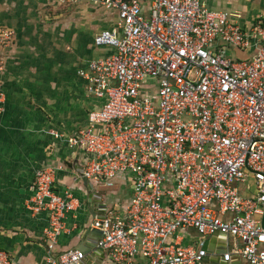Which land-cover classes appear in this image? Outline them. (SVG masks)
I'll return each mask as SVG.
<instances>
[{"label":"built area","instance_id":"2783aa9c","mask_svg":"<svg viewBox=\"0 0 264 264\" xmlns=\"http://www.w3.org/2000/svg\"><path fill=\"white\" fill-rule=\"evenodd\" d=\"M114 14L93 38L112 49L78 71L96 101L86 125L63 140L95 187L129 189L90 228L111 264H204L209 255L264 264V21L248 29L201 0H55ZM14 31L0 27V73ZM248 59L228 49L248 50ZM1 87V81H0ZM1 96V92H0ZM2 112L0 100V113ZM62 164L38 168L23 207L45 213L43 264H80L84 253L53 255L76 201L54 188ZM214 252L203 243L213 233ZM220 253V254H219ZM0 264H11L0 251Z\"/></svg>","mask_w":264,"mask_h":264},{"label":"crops","instance_id":"0c3cea01","mask_svg":"<svg viewBox=\"0 0 264 264\" xmlns=\"http://www.w3.org/2000/svg\"><path fill=\"white\" fill-rule=\"evenodd\" d=\"M201 2L230 14V20L242 28L264 21V0ZM70 7L55 0H0V27L14 31L0 73V251L11 264H43L48 255L45 213L33 217L23 207L38 168L62 164L54 188L61 195L69 191L77 204L65 214L64 231L53 255L75 248L84 253L82 264H93L99 235L90 228L91 220L101 217L114 202L124 204L129 198V189L119 184L94 188L81 177L79 153L50 134L67 136L86 125L87 112L97 102L85 96L84 80L77 73L90 60L112 53L108 47L94 46L93 38L111 28L114 14L104 9L101 13L94 8L100 7L82 2L62 16L59 9ZM227 54L248 59L254 50L228 49ZM90 186L98 196L89 202ZM220 261L209 255L204 264ZM101 264L111 263L102 257ZM226 264L241 263L234 257Z\"/></svg>","mask_w":264,"mask_h":264},{"label":"water","instance_id":"95a60500","mask_svg":"<svg viewBox=\"0 0 264 264\" xmlns=\"http://www.w3.org/2000/svg\"><path fill=\"white\" fill-rule=\"evenodd\" d=\"M90 196H89V199L88 201H92L93 199H96V197L98 196L94 190H92V187L90 186ZM94 232L96 234H98L99 236L101 235V232L100 231H97V230H94ZM219 236H223V234H220L218 232H215L213 233L207 240L204 241L203 243V246L202 248L205 249L207 251L208 254H211L214 252V244H215V241H216V238L219 237ZM97 252L96 253V256H97V259L94 260L93 264H101L102 262V257H103V253H102V249L100 248H96ZM220 254V253H219ZM82 264V263H80ZM215 264H226V262H218V263H215Z\"/></svg>","mask_w":264,"mask_h":264},{"label":"rangeland","instance_id":"374dc122","mask_svg":"<svg viewBox=\"0 0 264 264\" xmlns=\"http://www.w3.org/2000/svg\"><path fill=\"white\" fill-rule=\"evenodd\" d=\"M66 8V7H65ZM76 8V7H75ZM73 6L72 7H70V8H68V9H59V11L62 13V16H65V15H67V14H69V13H71L74 9H75ZM90 8V7H89ZM95 9H97V10H99L101 13L103 12V9L101 10V8H96V7H94ZM126 189V188H125ZM124 189V190H125Z\"/></svg>","mask_w":264,"mask_h":264}]
</instances>
